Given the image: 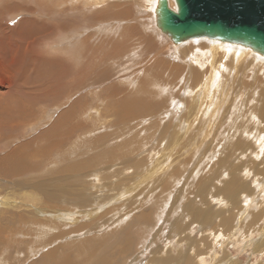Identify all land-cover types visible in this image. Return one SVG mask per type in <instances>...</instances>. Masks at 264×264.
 I'll list each match as a JSON object with an SVG mask.
<instances>
[{"label":"rangeland","instance_id":"374dc122","mask_svg":"<svg viewBox=\"0 0 264 264\" xmlns=\"http://www.w3.org/2000/svg\"><path fill=\"white\" fill-rule=\"evenodd\" d=\"M149 1L0 0V78L3 70L15 71L20 64L24 45L19 50L12 48L16 47L19 30L28 35L25 38L19 34L22 41L16 39L18 42L34 43L30 58L42 53L46 58L60 56L67 49L73 53L63 63L65 82L60 78L48 87L47 103L37 99L40 92L29 89L40 80L31 78V82L28 75L33 83L26 84L28 90L20 86L21 74L14 81L16 89L20 87L26 94L29 91L30 100L36 101L33 106L42 109H37L30 128H21L11 143L32 137L31 142L42 135L28 149L30 154L37 147L39 153L25 156L23 167L34 163L24 173L21 169L22 173L4 176V170L0 171V178L6 181L0 180V190L6 185L12 193L37 191L34 197L45 203V186L58 176V185L62 183L68 200L56 205L70 214L64 227L55 218L51 221L55 229L75 228L70 235H54L49 240L46 234L53 233L51 226H39V230L40 224L33 222L36 218L32 214V220L27 216L24 224L25 220H18L19 215L12 209L9 220H0V264H264V58L236 46L240 49L232 47L228 53L238 52L239 60H224L221 55L228 47L221 48L217 42V46L212 45L219 55L209 59L207 47L213 42L206 39L173 46L155 28L151 11L148 13ZM44 36L53 44L52 50ZM198 49L206 53L204 58L199 57ZM241 49L249 53L239 52ZM245 58L251 59L249 67L242 62ZM216 66V81H209L213 83L207 92L204 79ZM72 73L75 77L80 73L81 81L75 82ZM87 74L95 78L90 82L89 77L85 79ZM71 79L80 86L73 82L72 86ZM74 86L78 88L76 94L81 95L78 100L69 95L74 93ZM6 91L0 83V96L5 97ZM55 97L60 98V104L55 105L57 102L51 99ZM69 106L65 116L63 110ZM123 107L131 112L121 114ZM256 134L258 140L254 141ZM24 179L28 180L25 184ZM19 180L23 183L14 184ZM42 241L47 246H42ZM47 251L52 253L50 257ZM66 257L68 261L62 263Z\"/></svg>","mask_w":264,"mask_h":264},{"label":"bare ground","instance_id":"6f19581e","mask_svg":"<svg viewBox=\"0 0 264 264\" xmlns=\"http://www.w3.org/2000/svg\"><path fill=\"white\" fill-rule=\"evenodd\" d=\"M145 1V0H144ZM151 1V4L149 3ZM149 2H148V6H149V9H148V7H147V5H146V8L148 9V13L150 14V11H152V9H153V4H154V2H155V0H150ZM53 2H55V1H53ZM63 2V1H62ZM147 2V1H146ZM144 3V2H143ZM59 4V3H58ZM60 5V4H59ZM169 5H170V7H173V2H172V0H169ZM54 6V5H53ZM41 7V6H40ZM29 8V7H28ZM46 8V7H45ZM44 8V9H45ZM57 8H60V7H57ZM56 8V9H57ZM63 8V7H62ZM43 9V10H44ZM69 9V8H68ZM40 10V9H39ZM52 11H53V9H51ZM58 10H60V9H58ZM143 10H144V8H143ZM62 11V10H61ZM70 11V10H69ZM68 11V12H69ZM74 11V10H73ZM145 11V10H144ZM40 12H41V10H40ZM42 12H45V10L44 11H42ZM68 12H65V15L66 16H69L68 14ZM55 12H53V15H55L54 14ZM68 13V14H67ZM38 14H39V12H38ZM56 14H57V12H56ZM117 14V13H116ZM120 14V13H119ZM64 15V16H65ZM34 16H37V15H34ZM44 16H46V15H44ZM51 16H52V13H51ZM51 16H47V17H51ZM71 16V15H70ZM32 17V16H31ZM46 17V18H47ZM115 17V16H114ZM34 18V17H33ZM38 18V17H37ZM44 18V17H43ZM58 18V17H57ZM68 18V17H67ZM66 18V19H67ZM30 19V18H29ZM34 19H36V18H34ZM70 19V18H69ZM27 20V19H26ZM42 21V20H41ZM46 21V20H45ZM45 21H44V23H45ZM48 21H50V19L48 20ZM52 21V20H51ZM50 21V22H51ZM54 21V20H53ZM24 22V21H23ZM29 22V21H28ZM50 22H49V24H50ZM56 21H54L53 23H55ZM17 23V22H16ZM25 24V23H24ZM26 24H27V22H26ZM29 24H31V22L29 23ZM36 24H37V22H36ZM39 24V23H38ZM37 24V25H38ZM40 24H41V22H40ZM48 24V27L50 26ZM17 25V24H16ZM44 25H46V24H44ZM54 25H56V24H54ZM14 26V25H13ZM18 26V25H17ZM24 26V25H23ZM27 26V25H26ZM19 27V26H18ZM17 27V28H18ZM30 27H31V31L34 29V27H32V25H30ZM37 27V26H36ZM47 27V28H48ZM51 27V26H50ZM38 28H40V25L38 26ZM46 28V29H47ZM22 29H23V27H22ZM51 31H52V29L51 28H49ZM48 29V31H50ZM126 30V29H125ZM30 31V32H31ZM47 31V30H46ZM13 32V31H12ZM36 32H38V31H36ZM35 32V33H36ZM15 32H13V34H14ZM17 33H18V31H17ZM33 33V32H32ZM12 34V35H13ZM19 34H21V35H23L25 38L27 37V35H28V32H26L25 30H19V33L17 34V36L15 37V43L16 44H14V45H16V47L15 46H13L12 48L14 49V50H19V48H20V46H23L24 45V47L22 48L23 50L21 51V57H19V61H20V64H19V66L16 68V70L14 71V69L15 68H12V70H10V71H7V70H3V72H2V78H0V83H2V84H4L5 85V87H7V91H6V93L4 94L5 95V97H2V96H0V171L1 170H4V172H3V174L2 175H8V174H13V173H16V175H17V172H19L20 171V173H24V170L26 171V168H27V166L29 165V164H31V162L30 163H28L26 166H22V164L24 163V160H25V156H29L32 152H34L35 151V149L37 148H35L34 149V151H32L30 154H28V149H31V147L36 143V142H38L39 140H41V137H40V135H42V134H40V135H38V136H36V137H33L34 139H33V141H31V142H29L30 140H31V138H30V140H28V138H27V140H26V138H23V140H25V141H23V142H21V141H18V143L17 142H13V143H11V140L13 139V137L16 135V134H18L19 133V131H20V129L21 128H24V129H26V127H29L30 126V121H32V119H33V117H36L37 116V114H38V111H37V109L38 108H40V109H42L40 106H33V104H35L36 103V101L35 102H33V101H31L30 100V98H29V96H28V93L30 94V92L28 91V93L26 94L20 87H17V89H16V86L17 85H15L14 84V81H16V79H17V77L19 76L18 74H21V81H20V86H22V85H24L25 87H27V85H33V83H31L32 82V80H31V78L32 79H34V80H40L36 85H33V87L32 86H29L30 88L29 89H33V92H40L41 94L37 97V99L38 98H42L41 99V102L42 103H47V97H48V87L51 85L52 86V84L54 83V81H57V80H59L60 78L62 79V81H64V78H65V75H66V67H65V62H66V60L67 61H69V59L71 58V53H72V50H69V49H67V50H64L63 51V54L64 55H66L67 57H65L64 55H60V56H52L51 58H46L44 55H42V54H44V53H42V54H34V55H32V57L30 58V55H29V53H31V49H34V43L32 44L31 42H29V41H26V40H23V42L22 43H20V42H18L16 39H18L19 41H22V39H21V37H20V35ZM26 34V35H25ZM47 34H49V32H45V35H47ZM11 35V34H10ZM10 35H8V37H11ZM66 36V35H65ZM14 37V36H13ZM23 37V38H24ZM32 37V36H31ZM33 39H35V40H39L38 38H36V37H32ZM44 39L46 40V44H47V47L50 49V50H52V48L54 47L53 46V44L52 43H49L48 42V40H50L47 36H44ZM28 40V39H27ZM207 40V39H206ZM39 42H40V40H39ZM44 42V41H43ZM59 42V41H58ZM210 42H213V43H211V45L212 44H216L217 43V41L215 42V41H211L210 40ZM41 43V42H40ZM203 44V43H202ZM33 45V46H32ZM37 46H39L38 44H36ZM43 45H45L44 43H43ZM210 45V44H209ZM218 44H216V46H217ZM223 45H226V47H228L227 49V51H223L224 53L221 55V57H223V59L224 60H228V59H231L232 61H238L239 60V58H237V55H240L238 52H236V53H234V51L233 52H229L228 53V51H230L229 49H232V47H236V46H234V45H229V44H224V43H221V45H219V46H221V48H224V46ZM218 46V47H219ZM205 47V46H204ZM47 48V49H48ZM68 48V47H67ZM76 48V47H75ZM208 48V56H210V58L209 59H212L215 55H219L218 54V52H217V48L216 47H214L213 45L211 46V47H207ZM236 48H239V47H236ZM240 49V48H239ZM41 51H43V48H41L40 49ZM45 50V49H44ZM116 50V51H115ZM177 50V49H176ZM199 50H201V49H198V51L197 52H200ZM235 50V49H234ZM243 49H241V50H239V52H245V54L246 53H249V52H247V51H242ZM75 51V50H74ZM89 51H90V49H89ZM89 51H88V53H89ZM106 51V50H105ZM108 51H111V50H108ZM114 51L116 52L115 54H119L118 52H117V49H115L114 48ZM91 52V51H90ZM113 52V51H112ZM41 53V52H40ZM82 53H84V52H82ZM186 53V52H185ZM196 53V52H195ZM73 54V53H72ZM84 54H86V53H84ZM92 54V53H91ZM201 55L199 56V57H201V59L202 58H204V56L206 55V53L203 51V50H201V53H200ZM93 55V54H92ZM102 55H104V54H102ZM120 55V54H119ZM184 55V54H183ZM98 56V55H97ZM111 56V55H110ZM14 57V54L12 55V57H11V59ZM90 57V56H89ZM100 56H98L97 57V59L99 58ZM107 57V56H106ZM119 57V56H118ZM217 57V56H216ZM69 58V59H68ZM85 57H83V59H84ZM91 58V57H90ZM117 58V57H116ZM241 58H242V56H241ZM244 58V57H243ZM252 58V57H251ZM61 59V60H60ZM94 59V58H93ZM96 59V58H95ZM100 59H101V57H100ZM215 59V58H214ZM85 60V59H84ZM89 60V59H88ZM118 60H119V58H118ZM251 60V59H250ZM250 60L249 59H244V61H242L243 63H244V65L245 66H248L249 67V65L250 64H252V62H250ZM86 61V60H85ZM90 61V60H89ZM94 60H92V62H93ZM96 61V60H95ZM94 61V62H95ZM21 62H22V64H21ZM99 62V61H98ZM97 62V63H98ZM11 63L12 64H14V62L13 61H11ZM64 63V64H63ZM103 63H105V62H103ZM198 63V62H197ZM69 64V63H68ZM98 64H101V63H98ZM261 64V63H260ZM73 65V64H72ZM105 65V64H104ZM103 65V66H104ZM264 65V64H263ZM85 66V65H84ZM97 66V65H96ZM99 66V65H98ZM97 66V67H98ZM101 67L100 68H104V67H102V65H100ZM202 66V65H201ZM201 66H200V68H201ZM220 66V65H219ZM74 67V66H73ZM72 67V68H73ZM76 68V67H75ZM82 69H83V67H81ZM91 68V67H90ZM89 68V69H90ZM96 68V67H95ZM99 68V67H98ZM106 68V67H105ZM217 68V66L214 68V69H212V71L210 72V74L208 75V77L206 78V79H204V86H205V89L207 90V92H209V90H210V88H211V86H212V81H216V74L213 72L215 69ZM253 68V67H252ZM30 69V70H29ZM74 69V68H73ZM77 69V68H76ZM80 69V68H79ZM88 69V68H87ZM88 69V70H89ZM94 69V68H93ZM93 69H90V70H93ZM261 69V68H260ZM259 69V70H260ZM85 70V69H84ZM84 70H82V71H84ZM105 70V69H104ZM218 70V69H217ZM250 70H251V68H250ZM86 71V70H85ZM98 71H99V69H98ZM258 71V70H257ZM261 71V70H260ZM90 72V71H89ZM89 72H88V74H89ZM97 72V71H96ZM105 72H107V71H105ZM217 72H219V71H217ZM256 72V71H255ZM262 72V71H261ZM64 73H65V75H64ZM75 73V72H74ZM78 73V72H77ZM82 73V72H81ZM109 73V72H108ZM250 73V72H249ZM262 73H264V72H262ZM1 74V73H0ZM73 74V73H72ZM71 74V75H72ZM80 74V73H79ZM79 74H78V77H77V79H76V77L74 76V74L71 76V78L73 79V80H75V82L77 81V80H79V81H81V76H79ZM87 74V77H85V79L87 78L88 79V77H89V80H90V82L92 81V79H94L95 78V76H92L93 74H91V76L90 75H88ZM107 74V73H106ZM15 75H16V78H15ZM22 75H23V77H22ZM28 75H30L31 77H30V80H31V82L29 81V78L27 79V76ZM76 75V74H75ZM222 75V74H221ZM1 76V75H0ZM86 76V75H85ZM100 76V75H99ZM103 76V75H102ZM101 76V77H102ZM80 77V78H79ZM94 77V78H93ZM96 77H98V76H96ZM197 77V76H196ZM69 78V77H68ZM79 78V79H78ZM183 78V77H182ZM71 79V82H69V83H71V85L73 86V83H74V81ZM238 79V78H237ZM69 80H70V78H69ZM89 80H87V82H89ZM210 80H212L211 82H209ZM79 81H77V83L79 82ZM83 81H84V83H85V81L86 80H84V78H83ZM93 81H95V80H93ZM98 81V80H97ZM160 81V80H159ZM17 82V81H16ZM65 82V81H64ZM73 82V83H72ZM96 82V81H95ZM143 82V81H142ZM155 82H156V80H155ZM254 82V81H253ZM60 83V82H59ZM77 83H76V85H75V83H74V85L75 86H80V85H77ZM83 83V82H82ZM97 83H99V82H97ZM197 83V82H196ZM208 83V84H207ZM217 83V82H216ZM27 84V85H26ZM156 85H157V83H156ZM159 85H160V82H159ZM161 85H162V82H161ZM73 87L74 88V93L73 94H69V95H71L70 97L71 98H74V100H78V99H80V97H81V95H78V94H76V90L78 89V88H76V87ZM91 86H93V83H92V85ZM201 86V85H200ZM53 87V86H52ZM51 87V88H52ZM71 87V86H70ZM85 86H83V88H84ZM161 86H159V88H160ZM201 87H203V86H201ZM62 88H63V85H62ZM72 88V89H73ZM82 88V89H83ZM89 88V87H88ZM80 89V88H79ZM82 89H80V90H82ZM15 90V91H14ZM27 90H28V87H27ZM116 90V89H115ZM141 90V89H140ZM161 91V93H162V89H160ZM202 90V89H201ZM14 91V92H13ZM26 91V90H25ZM30 91H32V90H30ZM78 91V90H77ZM202 91H205V90H202ZM82 91H80V93H81ZM213 92V91H212ZM58 93V92H57ZM159 93V92H158ZM87 94V93H86ZM186 94V93H185ZM198 94V93H197ZM213 94V93H212ZM212 94H210V95H212ZM217 94V93H216ZM88 95V94H87ZM204 95V94H203ZM68 96V94L66 95V97ZM132 96V95H131ZM215 96V95H214ZM35 97V96H34ZM219 97H220V95H219ZM69 98V97H68ZM203 98V97H202ZM201 98V99H202ZM211 98H212V96H211ZM52 100H53V102H57L55 105H58V104H60V102H58L59 100H60V98H58V97H55V98H51ZM70 99V98H69ZM127 100V99H126ZM217 100V99H216ZM137 101V100H136ZM142 101V100H141ZM208 101V100H207ZM263 101V100H262ZM82 102V101H81ZM205 102V101H204ZM76 103V102H75ZM75 103H73V104H75ZM117 103V102H116ZM154 103V102H153ZM152 103V104H153ZM264 103V102H263ZM115 104V103H114ZM157 104V103H156ZM211 104H213L212 103V100H211ZM107 105V104H106ZM121 105V104H120ZM141 105V104H140ZM147 105V104H146ZM207 105V104H206ZM215 105V104H214ZM75 106V105H74ZM229 106V105H228ZM81 107V106H80ZM107 107V106H106ZM129 107V106H128ZM132 107V106H131ZM147 107V106H146ZM149 107V106H148ZM153 107V106H152ZM200 107V106H199ZM62 108V107H61ZM133 108V107H132ZM131 108V109H132ZM150 108V107H149ZM208 108V107H207ZM50 109V108H49ZM122 108H120V110H121ZM61 110V109H60ZM70 110V106L68 107V109H66L65 108V110H63V113L65 114V116L68 114V112H70L69 111ZM134 110H136V109H133L132 111H134ZM148 110V109H147ZM153 110V109H152ZM151 110V111H152ZM210 110V109H209ZM79 111V110H78ZM171 111V110H170ZM208 111V110H207ZM231 111V110H230ZM257 111V110H256ZM46 112H48V111H46ZM81 112V111H80ZM121 112V111H120ZM131 112V110H129L128 108H126V107H123V109H122V112H121V114H123V115H127V114H129ZM165 112H167V111H165ZM204 112V111H203ZM211 112V111H210ZM209 111H208V113H210ZM259 112V111H258ZM43 113V112H42ZM59 113V112H58ZM58 113H57V115H58ZM61 113V112H60ZM59 113V114H60ZM119 113V112H118ZM136 113H138V112H136ZM151 113V112H150ZM207 113V112H206ZM205 113V114H206ZM213 113V112H212ZM254 113V112H253ZM135 114V113H134ZM141 114V113H140ZM72 115V114H71ZM90 115V114H89ZM133 115V114H132ZM138 115V114H137ZM212 115V114H211ZM44 116V115H43ZM188 116V115H187ZM30 117H31V119H30ZM39 117H41V116H39ZM46 117V116H45ZM77 117V116H76ZM75 117V118H76ZM90 117V116H89ZM119 117H120V115H119ZM121 117H123L122 115H121ZM126 117V116H125ZM141 117H143V116H141ZM167 117H168V114H167ZM259 118H261L260 116H258ZM38 118V117H37ZM44 118V117H43ZM67 118V117H66ZM127 118V117H126ZM165 118V117H164ZM252 118V117H251ZM250 118V121L252 120V119H254L255 118V114H254V116H253V118L251 119ZM257 118V117H256ZM258 118V119H259ZM36 119V118H35ZM49 119V118H48ZM145 119V118H144ZM262 119L264 120V110H263V112H262ZM38 120V119H37ZM64 120V119H63ZM45 121V120H44ZM130 121H131V119H130ZM248 121V120H247ZM254 121V120H253ZM256 121H258V120H256ZM19 122H21L20 124H19ZM42 122V121H41ZM54 122V121H53ZM52 122V123H53ZM249 122V121H248ZM32 123H34L33 121H32ZM61 123H63V122H61ZM127 123V122H126ZM256 123V122H255ZM264 123V122H263ZM19 124V125H18ZM245 124V123H244ZM258 124H259V122H258ZM261 124V123H260ZM134 125V124H133ZM254 125V124H253ZM257 125V124H256ZM34 126H35V124H34ZM37 126V125H36ZM39 126V125H38ZM40 126H42V124H40ZM45 126V125H44ZM113 126H114V124H113ZM129 126V125H128ZM70 127V126H69ZM68 127V128H69ZM72 127V126H71ZM75 127V126H74ZM78 127V126H77ZM137 127L139 128V124L137 125ZM167 127V126H166ZM165 127V128H166ZM169 127V126H168ZM257 127V126H256ZM30 128V127H29ZM125 128V127H124ZM137 128V130L139 131L140 129H138ZM261 128V127H260ZM34 129V128H33ZM132 129V128H131ZM143 129V128H142ZM256 129V128H255ZM8 130L10 131V132H8ZM32 130V129H31ZM43 130V129H42ZM45 130V129H44ZM43 130V133L45 132ZM135 130V129H134ZM206 130V129H205ZM252 130V129H251ZM41 131V130H40ZM123 131V130H122ZM126 131V130H125ZM21 132V131H20ZM36 132V131H35ZM128 132V131H127ZM130 132H131V130H130ZM135 132H136V130H135ZM140 132V131H139ZM9 133H12V136L9 134ZM73 133V132H72ZM133 133V132H132ZM256 133V132H255ZM131 134V133H130ZM258 134V133H257ZM256 134V140L254 139V141H257L258 139H257V137H258V135ZM137 135V134H136ZM142 135V134H141ZM246 135V134H245ZM27 136V135H26ZM44 136V135H43ZM246 136H248V135H246ZM46 137V136H45ZM245 137V136H244ZM255 137V136H254ZM262 137V136H261ZM260 137V138H261ZM129 138V137H128ZM247 138V137H246ZM251 138H252V136H251ZM48 139V138H47ZM74 139H75V137H74ZM250 139V138H249ZM262 139H263V137H262ZM68 140V139H67ZM76 140V139H75ZM80 140V139H79ZM205 141V140H204ZM237 141V140H236ZM29 142V143H28ZM42 142V141H41ZM49 142V141H48ZM48 142H46V143H48ZM69 142V141H68ZM238 142V141H237ZM46 143H44V144H46ZM51 143V142H50ZM55 143V142H54ZM53 143V144H54ZM128 144H130L129 142H127ZM235 143V142H234ZM242 143V142H241ZM2 144H4V146L2 145ZM132 144V143H131ZM237 144H239L240 145V143L238 142ZM55 145V144H54ZM243 145V144H242ZM42 146H44V145H42ZM60 146H61V144H60ZM63 146V145H62ZM129 146V145H128ZM241 146V145H240ZM244 146V145H243ZM242 146V147H243ZM49 147V146H48ZM47 147V148H48ZM245 147V146H244ZM260 147V146H259ZM44 148V147H43ZM46 148V149H47ZM69 148V147H68ZM107 149H108V147H106ZM55 149V148H54ZM72 149V148H71ZM236 149V148H235ZM234 149V150H235ZM259 149H261V148H259ZM37 150V149H36ZM42 150H44V149H42ZM214 150V149H213ZM233 150V151H234ZM263 150V149H262ZM46 151V150H45ZM52 151H54L53 149H52ZM230 151V150H229ZM70 152V151H69ZM68 152V153H69ZM205 152V151H204ZM214 152H215V150H214ZM213 152V153H214ZM36 153H39V149H38V152H36L35 151V155H37ZM41 153V152H40ZM59 153V152H58ZM73 153V152H72ZM82 153V152H81ZM217 153V152H216ZM241 153V152H240ZM242 153H244V152H242ZM33 154V153H32ZM74 154V153H73ZM261 154V153H260ZM63 155H64V153H63ZM72 155V154H71ZM215 155V154H214ZM30 156H32V155H30ZM47 156V155H46ZM49 156V155H48ZM122 156V155H121ZM42 157V156H41ZM198 157V156H197ZM200 157V156H199ZM216 157V156H215ZM33 158V157H32ZM43 158V157H42ZM44 159V158H43ZM27 160H28V158H27ZM29 160H30V157H29ZM28 160V161H29ZM32 160V159H31ZM35 161H36V159H34ZM38 160V159H37ZM46 160V159H45ZM59 160H61V159H59ZM87 160V159H86ZM85 160V161H86ZM91 160V159H90ZM84 161V162H85ZM88 161V160H87ZM243 161V160H242ZM25 162H26V160H25ZM40 162V161H39ZM118 162V161H117ZM116 162V163H117ZM34 163V162H33ZM33 163L31 164V166L33 165ZM42 163V162H41ZM78 163V162H77ZM76 163V164H77ZM86 163V162H85ZM84 163V164H85ZM212 163V162H211ZM223 163V162H222ZM25 164V163H24ZM38 164V163H37ZM89 164V163H88ZM118 164V163H117ZM226 164H227V162H226ZM36 165V164H35ZM71 165V164H70ZM74 165H75V163H74ZM79 166V165H78ZM81 166H83L84 167V169H86L85 168V166L84 165H82L81 164ZM92 166V165H91ZM90 166V168H92L93 169V167L94 166H92L91 167ZM96 166V165H95ZM257 166V165H256ZM64 167V166H63ZM75 167H77V166H75ZM82 167V168H83ZM33 168V167H32ZM66 168V167H65ZM64 168V170H66ZM71 168V167H70ZM82 168H81V170H82ZM90 168H88V170H90ZM220 168V167H219ZM21 169H23V171L21 170ZM60 169H62V168H60ZM72 169V171H73V167L71 168ZM75 169H77V168H75ZM79 169H80V166H79V168L77 169L78 171H79ZM83 169V170H84ZM228 169V168H227ZM31 170V169H30ZM22 171V172H21ZM27 171L29 172V170L27 169ZM33 171V170H32ZM67 171V170H66ZM91 171V170H90ZM94 170H92L91 171V173L93 172ZM249 171V170H248ZM59 172V171H58ZM57 171H56V174L58 173ZM68 172V171H67ZM74 172H77V171H74ZM82 172V171H81ZM35 173V172H34ZM60 173V172H59ZM256 173V172H255ZM68 175L70 174V173H67ZM116 174V173H115ZM231 174V173H230ZM1 175V176H2ZM20 175V174H19ZM23 175V174H22ZM25 175V174H24ZM23 175V176H24ZM30 175V174H29ZM60 175V174H59ZM61 175H62V173H61ZM71 175V174H70ZM233 175V174H232ZM0 176V177H1ZM10 176V175H9ZM15 176V175H14ZM26 176V175H25ZM63 176V175H62ZM93 176V175H92ZM22 177V176H21ZM56 177V178H55ZM94 177V176H93ZM97 177V176H96ZM152 177V176H151ZM174 177V176H173ZM16 178H19V176H17ZM15 178V179H16ZM23 178V177H22ZM28 178V177H27ZM84 178V177H83ZM85 178H87V176L85 177ZM89 178V177H88ZM107 178V177H106ZM110 178V177H109ZM115 178H117V177H115ZM115 178H114V180H115ZM231 178H232V176H231ZM255 178V177H254ZM37 179H39V178H37ZM90 179V178H89ZM95 180H96V178H94ZM142 179V178H141ZM234 179V178H233ZM244 179V178H243ZM259 179V178H258ZM0 180H1V182L2 181H5V179L4 178H0ZM42 180V179H41ZM57 180H58V176H54V179H52V181H50L49 183H48V185H46L45 186V199H46V201H45V203H44V201H42V198H41V200L40 201H38L37 200V197H34V193L35 192H37V191H35L34 193H30V191L29 192H26V190L23 192V193H21L20 194V192H14V193H12L11 192V190H10V188H8V187H6V185H3L4 187V189H2V190H0V193H1V195H0V220H2L3 221V223H4V219H3V217H5L7 220H9V217H10V215H11V213H12V211L13 212H17V214L19 215V219L18 220H25L26 218H27V216H28V218H30V220H32V217H34V218H36V220H34L33 222L35 223L36 222V224H40V225H38V229L39 230H41V228L43 227H46L47 229H50V226L53 228V233L52 234H46V235H48V237H49V240H50V238H51V236H54V235H56L57 237H59V238H63L65 235H70V233H73L72 231H74L75 230V228L74 229H65L64 228V231H62L61 230V226H58L56 229L53 227V222L51 221V218H55V220L57 221V222H59L60 224H63V227L65 226V224L67 225V223H68V214H70V212L67 210V209H62L61 208V206H57L56 204L57 203H64L66 200H68V198H67V193L64 191V189H63V187H62V183H60L59 185H58V182H57ZM113 180V179H112ZM111 179H110V181H112ZM14 181V180H13ZM22 181H25L24 182V184L28 181H26L25 179L24 180H22ZM21 180H19V181H15L14 182V184H16V183H23ZM45 181V180H44ZM107 181V180H106ZM6 182V181H5ZM155 182V181H154ZM230 182H232V179H231V181ZM234 182V181H233ZM4 183V182H3ZM118 183V182H117ZM120 183V182H119ZM235 183L237 184V182L235 181ZM6 184V183H5ZM70 184V183H69ZM226 184V183H225ZM224 184V185H225ZM231 185H232V183H230ZM0 185H1V183H0ZM21 185H23V184H21ZM42 185H43V183H42ZM121 185H122V183H121ZM134 185V184H133ZM229 185V184H228ZM2 186V185H1ZM38 186H40V184L38 185ZM37 186V187H38ZM215 186V185H214ZM226 186V188H228L227 187V185H225ZM224 186V187H225ZM232 186H234V185H232ZM231 186V187H232ZM13 187H15V186H13ZM19 187V186H18ZM36 187V188H37ZM165 187V186H164ZM12 188V187H11ZM40 188V187H39ZM42 188H44V187H41V189ZM129 188V187H128ZM22 189H24V188H22ZM22 189H20L21 191H22ZM34 189V188H33ZM14 190V189H13ZM32 190V189H31ZM36 190V189H35ZM38 190V189H37ZM123 190V189H122ZM137 190V189H136ZM231 190V189H230ZM230 190H228V191H230ZM42 191H43V189H42ZM151 191H152V189H151ZM8 192H10V194H8ZM32 192V191H31ZM38 192H39V190H38ZM139 192V191H138ZM162 192V191H161ZM239 192V191H238ZM7 193V194H6ZM41 193V192H40ZM3 194V195H2ZM118 194V193H117ZM121 194V193H120ZM15 197H14V196ZM101 195V194H100ZM109 195H111V194H109ZM119 195V194H118ZM23 196H25L26 197V199H24L23 198ZM39 196V195H38ZM112 196H114V195H112ZM115 196H116V193H115ZM119 196H121V195H119ZM123 197L125 196V195H122ZM121 196V197H122ZM220 197V196H219ZM23 198V199H22ZM70 198H71V196H70ZM125 198V197H124ZM121 199V198H120ZM119 199V200H120ZM235 199V198H234ZM36 200V201H35ZM123 200V199H122ZM117 201V200H116ZM213 203V202H212ZM184 205V204H183ZM93 206V205H92ZM92 206H90V207H92ZM94 207V206H93ZM182 207V206H181ZM244 207V206H243ZM228 208V207H227ZM13 209V210H12ZM186 209V208H185ZM188 209V208H187ZM206 209V208H205ZM10 210H12L11 211V213H10ZM208 211V210H207ZM227 211V210H226ZM233 212V211H232ZM229 213V212H228ZM30 214H32L31 216H30ZM259 214V213H258ZM12 215H14V214H12ZM84 215H86V214H84ZM195 215V214H194ZM197 215V214H196ZM233 215V214H232ZM193 216V215H192ZM16 217H18V216H16ZM71 217H72V215H71ZM196 217V216H195ZM197 217H198V215H197ZM11 218H13V217H11ZM191 218V217H190ZM196 219V218H195ZM198 219V218H197ZM6 220V221H7ZM1 221V222H2ZM5 221V222H6ZM243 221V220H242ZM249 221V220H248ZM20 222V221H19ZM22 222V221H21ZM244 222V221H243ZM250 222V221H249ZM23 223V222H22ZM32 222H30V224H31ZM179 223V222H178ZM24 224H26V220H25V223ZM33 224V223H32ZM74 224H76V223H74ZM247 225V224H246ZM251 225V224H250ZM31 226V225H30ZM39 226H42V227H39ZM76 227V226H75ZM209 227V226H208ZM31 228V227H30ZM34 228H35V225H34ZM36 228H37V225H36ZM199 228V227H198ZM21 229V228H20ZM38 232H40L41 233V231H38ZM75 232H77V231H75ZM231 233V232H230ZM229 234V233H228ZM39 237V236H38ZM53 238V237H52ZM51 238V239H52ZM59 238H58V240H59ZM11 242V241H10ZM42 243H43V241H42ZM47 243V242H46ZM118 243V242H117ZM44 244V245H43ZM42 244V246H47L46 244H45V242ZM120 244V243H119ZM119 244H117V245H119ZM116 245V244H115ZM49 246H51V244H50V242H49ZM123 246H124V244H123ZM42 248V247H41ZM54 248V250L56 251V249L57 248H55V247H53ZM66 248V247H65ZM96 248V247H95ZM120 248V247H119ZM121 249V248H120ZM180 249V248H179ZM41 250V249H40ZM106 250H107V248H106ZM48 251H50V250H48ZM47 251V254H48V256L50 257L51 255H52V253H49ZM103 251V250H102ZM105 251V250H104ZM51 252V251H50ZM180 252V251H179ZM65 253V252H64ZM41 254V253H40ZM72 254V253H71ZM42 255V254H41ZM62 255H64V254H62ZM44 256V255H43ZM65 256H68V254L67 255H65ZM213 256V255H212ZM42 257V256H41ZM69 257H66L64 260H63V262L62 263H65V262H67L66 261V259H68ZM196 258V257H195ZM214 258H215V256H214ZM227 258H228V256H227ZM41 259V258H40ZM39 259V260H40ZM59 259H62V257L61 258H59ZM230 259V258H229ZM49 260H51V258L49 259ZM49 260H47V261H49ZM53 260H54V257H53ZM52 261V260H51ZM224 262H225V260H224ZM38 264H39V262H37ZM35 264V263H34ZM42 264H45V261H43L42 262ZM55 264H60V263H57V262H55Z\"/></svg>","mask_w":264,"mask_h":264},{"label":"water","instance_id":"95a60500","mask_svg":"<svg viewBox=\"0 0 264 264\" xmlns=\"http://www.w3.org/2000/svg\"><path fill=\"white\" fill-rule=\"evenodd\" d=\"M155 0V28L173 46L207 39L264 58V0Z\"/></svg>","mask_w":264,"mask_h":264}]
</instances>
